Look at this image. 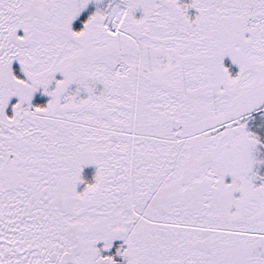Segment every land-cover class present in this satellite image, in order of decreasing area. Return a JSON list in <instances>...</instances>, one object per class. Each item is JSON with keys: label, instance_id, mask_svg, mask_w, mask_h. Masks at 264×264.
I'll list each match as a JSON object with an SVG mask.
<instances>
[{"label": "snow or ice", "instance_id": "snow-or-ice-1", "mask_svg": "<svg viewBox=\"0 0 264 264\" xmlns=\"http://www.w3.org/2000/svg\"><path fill=\"white\" fill-rule=\"evenodd\" d=\"M0 264H264V0H0Z\"/></svg>", "mask_w": 264, "mask_h": 264}]
</instances>
